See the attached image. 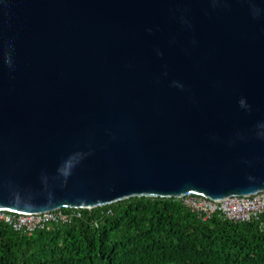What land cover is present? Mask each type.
<instances>
[{
	"label": "water",
	"instance_id": "95a60500",
	"mask_svg": "<svg viewBox=\"0 0 264 264\" xmlns=\"http://www.w3.org/2000/svg\"><path fill=\"white\" fill-rule=\"evenodd\" d=\"M264 191V0H0V211Z\"/></svg>",
	"mask_w": 264,
	"mask_h": 264
},
{
	"label": "trees",
	"instance_id": "16d2710c",
	"mask_svg": "<svg viewBox=\"0 0 264 264\" xmlns=\"http://www.w3.org/2000/svg\"><path fill=\"white\" fill-rule=\"evenodd\" d=\"M60 212L70 221L29 236L0 224V264H264V216L203 220L179 199L149 197Z\"/></svg>",
	"mask_w": 264,
	"mask_h": 264
},
{
	"label": "built area",
	"instance_id": "2783aa9c",
	"mask_svg": "<svg viewBox=\"0 0 264 264\" xmlns=\"http://www.w3.org/2000/svg\"><path fill=\"white\" fill-rule=\"evenodd\" d=\"M179 200L203 220L218 215L223 220L244 223L257 221L264 216V191L251 196H232L221 201H211L196 195L185 196ZM69 221L70 216L64 215L60 210L36 215L0 211V224L28 236L35 230L44 229L50 223Z\"/></svg>",
	"mask_w": 264,
	"mask_h": 264
}]
</instances>
